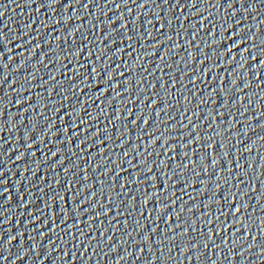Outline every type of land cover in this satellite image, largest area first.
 Masks as SVG:
<instances>
[{
	"label": "snow or ice",
	"instance_id": "snow-or-ice-1",
	"mask_svg": "<svg viewBox=\"0 0 264 264\" xmlns=\"http://www.w3.org/2000/svg\"><path fill=\"white\" fill-rule=\"evenodd\" d=\"M231 51V50H230ZM98 71V70H97ZM109 79H111V74H109ZM237 211H239V209H237Z\"/></svg>",
	"mask_w": 264,
	"mask_h": 264
}]
</instances>
